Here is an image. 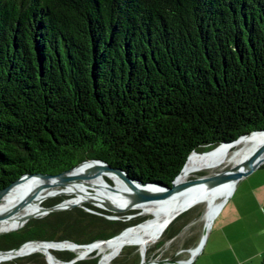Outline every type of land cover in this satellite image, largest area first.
<instances>
[{
    "label": "trees",
    "instance_id": "1",
    "mask_svg": "<svg viewBox=\"0 0 264 264\" xmlns=\"http://www.w3.org/2000/svg\"><path fill=\"white\" fill-rule=\"evenodd\" d=\"M257 130L264 0H0V189L89 159L170 186L191 151ZM139 221L73 207L0 234V251L40 240L89 244ZM60 248L51 247L59 260L76 255ZM130 248L109 264H138ZM98 260L92 252L73 264ZM0 264L48 263L34 252Z\"/></svg>",
    "mask_w": 264,
    "mask_h": 264
},
{
    "label": "water",
    "instance_id": "2",
    "mask_svg": "<svg viewBox=\"0 0 264 264\" xmlns=\"http://www.w3.org/2000/svg\"><path fill=\"white\" fill-rule=\"evenodd\" d=\"M254 133H260L264 135V130H257L250 132L245 135H241L235 140H232L230 142H223L220 143L218 146H227L230 147L235 142L243 137H246L248 135L254 134ZM214 148V149H215ZM210 151V150H209ZM209 151L204 152H197V151H191L188 156L191 153L195 154H206ZM264 164V139L261 140L259 143L255 144L239 161L236 163L232 168L231 171L225 175H215V176H205V175H190L188 177H180L181 170L179 173L174 177V179L171 181L170 186H165L156 182H143L136 178L131 177L126 171H124L121 168H115L110 165H108L106 162L99 160V159H89L82 161L73 167L63 170L61 172H58L56 174H43V173H25L16 178L14 181L9 183L4 188L0 189V205L7 202L11 196V193L14 191L16 185L18 182H20L24 178H31L35 179L40 183L38 187L31 188L23 192L17 199L13 201H9V203L2 208H0V223L4 220H7L10 215L15 213L16 211L20 209H24L28 204L30 203H41L46 199H54L59 200V206L58 208H47L44 205L38 206L35 211L30 213H25L20 216V220L17 225H15L13 228H10L8 230H1L0 234H5L11 231H15L21 226H23L29 219L44 216L50 212L65 210L73 207H79L83 209L84 211H87L89 213L107 218V219H121L125 221H131L137 218L138 216L143 215V210L145 208L154 207L158 204H163L170 199H172L178 191L180 190H188V189H199V188H205L207 190L217 189L221 188L225 185L232 184L233 190L235 188L236 183L238 180L243 177L244 175L249 174L253 170L257 169L258 167L262 166ZM227 171V170H225ZM223 171V172H225ZM103 172H110L115 174L122 182V184L125 187V192L123 195L127 194L129 197V201L125 203H119L115 201V199H112L107 196L106 198H103V194H107V191L103 186H101L102 193L95 190V187H93L94 183H92L90 180L97 178L98 175L102 174ZM112 183L115 185V181L111 179ZM112 187L110 184H107ZM86 188L88 189L86 191ZM233 192V191H232ZM82 194L87 195V198H84L83 200L76 201L74 200L75 195ZM72 195L71 197H63ZM231 196V195H230ZM228 200L225 199L220 204L219 209L215 213L214 217L211 218V220L208 222V224H204L202 235L199 241V249L192 254L189 259L187 260H179V261H172L171 258H164V259H148L147 264H190L194 260V258L197 256V254L201 251V249L204 246V243L207 238V234L209 232V229L211 228V225L215 219V217L220 212L222 206L224 203ZM62 204V205H61ZM105 210L106 213H103L97 209ZM130 211H134L132 214L128 215L127 217H119L120 214L128 213ZM183 210L180 212H177L176 214H173L172 216L168 217L159 232V235L163 234V232L166 230V228L169 226V224L178 216L181 214ZM144 221V220H143ZM140 221L134 225H130L126 228H124L121 232H119L117 235L106 239V240H97L89 244H77L69 240H63V241H28L23 243L17 248L6 250V251H0V262L7 261L14 259L16 257L29 255L34 252L42 253L46 259V262L48 264H73L77 260H82L88 257L87 253L85 255L76 254L72 259L69 261H62L55 257H50L47 255L48 247L53 244H65L69 243L75 248H85L89 247L90 245L96 243V242H105L111 239H114L116 237H120L123 234L126 233V231L129 228H132L138 224H140ZM158 235V236H159ZM129 242V241H128ZM127 240H124L121 244V248H119L116 252H113L110 254V256L107 259V264H109L115 257L119 255L121 252L122 245L128 243ZM36 245V247L33 250H23L27 245ZM44 247V248H42ZM55 250H64L63 248L55 249ZM190 251V249L188 250ZM50 255V253H48ZM95 255H98V251L95 252ZM140 255V261L138 264H143V258L144 254L142 252H139ZM100 260V259H99ZM98 260V264H99Z\"/></svg>",
    "mask_w": 264,
    "mask_h": 264
},
{
    "label": "bare ground",
    "instance_id": "3",
    "mask_svg": "<svg viewBox=\"0 0 264 264\" xmlns=\"http://www.w3.org/2000/svg\"><path fill=\"white\" fill-rule=\"evenodd\" d=\"M264 139V135L260 133H254L251 135H248L246 137L238 139L235 144H233L230 147L227 146H219L217 148L211 149L206 154H195L191 153L180 174V177H188L192 173L198 172V171H205V170H214L219 167H221L226 161H231V163H238V161L249 151L247 150V147L252 146L254 144L259 143L261 140ZM228 163V162H227ZM232 168V167H231ZM231 168L228 169L225 172H221L217 174L218 176L225 175L231 171ZM200 173V172H198ZM202 173V172H201ZM113 179L115 181V185L108 182L107 178ZM92 183H94L93 187H95L100 192L101 186L105 188L107 191V194H103V198L107 199L113 198L115 201L119 203H125L129 201V197L127 194L123 195L125 192V187L122 184L121 180L113 173L110 172H103L102 174L98 175L97 178H94L90 180ZM110 184L112 187L110 188ZM40 183L36 181L35 179L31 178H24L20 182L17 183L14 191L11 193V196L9 200L2 205H0V208L7 205L9 201H13L17 199L23 192H25L28 189L38 187ZM232 184L225 185L221 188L207 190L205 188H199V189H188V190H180L174 196L170 201L158 204L154 207L145 208L147 211V214L153 215L151 219H148L144 222H141L140 224L129 228L125 234H123L120 237H116L114 239L105 241V242H96L89 247L85 248H75L69 243L65 244H53L50 245L47 249L48 256L57 258L52 252L51 247L52 246H59L63 249L72 251L76 254L85 255L87 252V255L94 251H98L99 256V264H107V259L113 252H116L119 248H121V244L124 240H127L128 243L122 245V248L125 245L128 244H139V252H142L144 254L143 258V264H147L146 259V251L148 244L155 240L157 236L159 235L160 229L164 223V221L172 216L173 214H176L177 212H182L188 210L191 208L194 204L199 202H207L206 209L203 215V219L205 221V224L207 225L208 222L211 220L212 217H214L215 213L220 207V204L225 199L229 198L233 191ZM88 189L86 188V191ZM124 191V192H123ZM102 193V192H100ZM220 194H224V199L221 201H217L216 197ZM226 196V197H225ZM87 195L78 194L75 195L74 200H83L84 198H87ZM111 198V199H112ZM41 203H30L28 204L24 209H20L9 216L7 220H4L0 223V231L1 230H8L10 228H13L15 225L18 224L20 220V216L25 213H30L36 210L38 206H41ZM62 205V204H61ZM59 204L52 206L54 208H58ZM51 208V207H47ZM181 212V213H182ZM51 213V212H50ZM19 229V228H18ZM36 245L30 244L25 247L23 250H33ZM44 248V247H42ZM199 249V246L195 247L191 251V255L194 254Z\"/></svg>",
    "mask_w": 264,
    "mask_h": 264
},
{
    "label": "rangeland",
    "instance_id": "4",
    "mask_svg": "<svg viewBox=\"0 0 264 264\" xmlns=\"http://www.w3.org/2000/svg\"><path fill=\"white\" fill-rule=\"evenodd\" d=\"M254 145L247 147V150H250ZM233 166L234 163L227 160L226 163L217 169L198 171L200 173L195 172L191 175L215 176ZM106 178L109 183L113 184L109 177ZM95 190L97 189L95 188ZM71 196L72 195L63 197L68 198ZM216 199L217 201L223 200L224 194L218 195ZM48 200L49 199L44 200L42 205L52 207L59 204L57 203L59 200L45 203V201ZM206 205L207 202L205 201L199 202L184 211L187 212V214L181 217L176 223V226L179 227L180 230L172 239L162 241L161 234L157 236L155 240L150 242L147 247V250L151 249L149 259L171 258L172 261L189 259L191 251L198 246L202 235L203 226L205 224L203 215ZM263 209L264 166H260L238 180L231 196L224 203L220 212L215 217L207 234L203 248L190 264H260L261 256L247 259L250 255H245L243 253H239L236 249L229 248L228 241L236 239L229 238L227 236H229L228 229H237L240 221L239 217H264ZM133 212L134 211H130L128 213L120 214L119 217H127ZM152 217L153 215L147 214V211L144 209L143 215L138 216L135 219L146 221ZM160 240L162 241V244L158 248H155ZM125 246L136 247L130 248V251H132V253L139 254V244H128ZM189 249L190 251H188Z\"/></svg>",
    "mask_w": 264,
    "mask_h": 264
},
{
    "label": "crops",
    "instance_id": "5",
    "mask_svg": "<svg viewBox=\"0 0 264 264\" xmlns=\"http://www.w3.org/2000/svg\"><path fill=\"white\" fill-rule=\"evenodd\" d=\"M264 212V209H263ZM237 229H228L229 248L250 255L247 259L264 255V217H239ZM261 261V259H260Z\"/></svg>",
    "mask_w": 264,
    "mask_h": 264
},
{
    "label": "flooded vegetation",
    "instance_id": "6",
    "mask_svg": "<svg viewBox=\"0 0 264 264\" xmlns=\"http://www.w3.org/2000/svg\"><path fill=\"white\" fill-rule=\"evenodd\" d=\"M105 211V210H104ZM106 212V211H105Z\"/></svg>",
    "mask_w": 264,
    "mask_h": 264
}]
</instances>
